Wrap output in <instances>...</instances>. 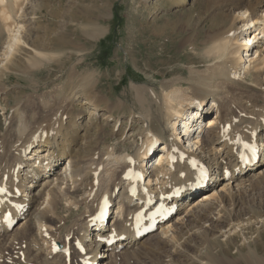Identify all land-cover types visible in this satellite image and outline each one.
<instances>
[{
    "label": "bare ground",
    "instance_id": "6f19581e",
    "mask_svg": "<svg viewBox=\"0 0 264 264\" xmlns=\"http://www.w3.org/2000/svg\"><path fill=\"white\" fill-rule=\"evenodd\" d=\"M189 1L158 0L166 2L169 7L159 4L154 14L159 16L172 8L187 5ZM151 3L152 0H144L147 8ZM29 4H32L31 0H0V39L6 40L0 45V97L14 89L6 87L5 78L9 73L14 72L18 78H25L47 64L58 67L64 53H83L86 50L76 42L64 39L57 29L46 27L41 38L36 33L37 29L28 28L36 22L34 18H29L25 10ZM98 13L97 20L102 19L103 12L100 10ZM182 16L185 20L180 19V23L185 27H179L188 32L192 30V37L181 40L182 45H194L200 41L204 59L195 63L194 67H188L187 77L179 75L162 83L160 91L149 84H132L134 110L131 109L128 115L124 113L122 118L129 117L126 122H129L130 128L138 126L139 131L135 135H128L127 132L120 140L123 144L132 141L130 150L127 147H110L106 139L110 122L115 119L117 127L123 124L121 116H115V112L123 109L127 99L124 98L125 102L117 99L120 103L114 107L105 100L107 109L103 108V98L97 99L94 95L100 82L97 73L79 70L86 62L83 55L69 66L66 84L56 96L58 109L55 110L57 103L52 105L44 99L39 102L40 111L33 110L23 101L15 102L10 107L7 105V127L0 135V186L6 191L0 193V205L8 206L13 211L18 224L12 231L3 230L0 233V264L10 259V255L14 258V264H20L22 261L19 263L15 256L22 252L20 250L24 245L29 250L37 248L32 259L43 255L45 264H49L48 259L50 264H68L64 256L52 253L53 243L68 247L71 242H79L85 254L75 249L74 255L77 256L76 262L81 260L82 264H108L105 259L113 260L121 254L131 257L139 252L137 247L143 241L148 243L155 238L160 239L159 242H170L175 247L179 237L176 225L181 224L185 217H192V221L200 224L212 219H224V223L225 220L226 224L229 223L228 228L221 229L225 238L241 235L243 246L250 243L245 231L248 233L256 224H263L264 215L253 207H248V210H237L235 207L247 186L254 181L245 178L249 172L254 174V178L264 176V0H197L196 5ZM205 19L209 21L203 27L195 25L191 28V22L200 24ZM83 22H80L78 31L84 34L85 40L88 38L86 41L96 42L107 31L99 21L98 24L97 21ZM25 28L28 30L23 33ZM77 39V42L81 40ZM56 48L60 49L61 54L53 53L52 50ZM199 63H203V68L197 67ZM247 76L252 78L251 85L243 83ZM251 91L259 95L252 97ZM207 100H210L211 106L218 105V110L207 115L210 117L204 121L208 130L201 138L190 134L189 148L182 151L187 158L178 160L172 167L167 164L157 171H144V164L141 166L140 162L144 161L146 155L148 159L146 151L150 148L152 133H157V138L163 137L167 142L175 141L180 120L186 125V134L192 132L189 127L191 119L195 117L191 115H195L201 106H207ZM196 101L200 103L195 105ZM77 102L82 105V112L73 115L70 107ZM86 111L90 115L89 121L84 124ZM102 111L107 116L106 124L97 122L98 128L91 126L97 119L95 116ZM155 122L160 126H156ZM87 127L95 130V138L88 146L83 140L84 134L88 133ZM238 139L244 142H254L256 139L255 143L261 145V159L256 165L250 166L249 161L243 159ZM157 153L156 159L159 160L171 154L170 149L165 150V145L154 156ZM133 163L137 164L133 166ZM129 168L146 177L149 196L167 195L174 188L185 189L181 198H173V203L180 206L177 216L163 225L159 235L157 230L141 240L136 237L132 216L141 206L138 198L134 201L128 196L123 174ZM203 169H207L213 177L205 187H200L199 172ZM39 187L43 188L42 193L35 192ZM202 192L205 194L197 199ZM103 198H107L105 203L110 202L112 207L108 227H100L101 230L106 227V231L99 232L93 225L92 217L102 205ZM72 207L84 208L83 214L80 212L83 221L73 222L62 238L61 232L68 219L59 210L63 208L69 214ZM123 210L124 214L119 213ZM54 226L56 229H53ZM111 229L122 241L112 247L101 245L99 238L108 236ZM214 239L218 241V237ZM89 241L90 244H87ZM120 245L123 249L117 252ZM210 247L202 249L203 255L204 252L205 255L212 254ZM261 254L256 249L250 250L245 264H264V251ZM25 259L23 264H34L31 258L26 256ZM196 260L205 264L201 259ZM213 260L210 261L218 264Z\"/></svg>",
    "mask_w": 264,
    "mask_h": 264
},
{
    "label": "rangeland",
    "instance_id": "374dc122",
    "mask_svg": "<svg viewBox=\"0 0 264 264\" xmlns=\"http://www.w3.org/2000/svg\"><path fill=\"white\" fill-rule=\"evenodd\" d=\"M196 2L197 0H190L187 5L180 8H172L156 16L154 14L156 6L161 4V6L168 8L169 6L166 5V2L163 3L158 2V0H152L150 8H147L144 4V0H31L32 4L27 5L25 10L29 13V18H34L36 22L30 25V27L27 26L28 28L37 29L36 33L41 38L45 34L44 29L46 27L57 29L59 31H57V33H61L64 39L71 40L74 43L76 42L77 45H81L80 48H85L86 50L83 53L72 52L71 54L66 52L67 54L64 53L61 57L62 63H59L60 65H58V67L54 64H47L42 67V69L40 68L35 71L32 75L25 76V78L24 76L18 78L14 72L9 73L5 78L8 84L6 87L9 86L8 88L11 89L13 87L14 89H12L13 91L11 90L12 92L8 95L0 97V135L1 133L4 134L3 132L6 131L8 107L14 105L15 102L23 101L33 110L40 111L39 107L41 106L39 102L44 99L52 105L57 103V108H55V110L58 109L59 102L56 96L59 93V89L66 84L67 72L70 69L69 66L73 61H76L78 57H82L83 55L86 62L80 66L81 68L79 70L82 72L97 73L100 82L99 89L94 95L97 99L103 98V108L107 109V105L104 102L105 100L107 104H111V107H114L116 103H120L117 99H122L124 102L127 99L123 109L115 112V116H121L123 124L117 127L115 125V119L113 122H110L107 127L108 132L106 139H108V145L110 147L117 149L120 147H127L126 149H129V144H131L132 141L123 144L120 140L121 136L127 132L128 135H135L137 134L135 132L139 131L138 126H134L132 129L130 128L128 125L129 122H126L129 117L126 116L125 119L122 118L124 113L128 115L131 109L134 110V108H132L133 102H135L131 91L132 84H149L148 86L154 87L158 89L157 91H160L159 87L162 83L169 82L179 75L180 77H187L190 66L193 65L194 67L195 63L202 62L204 59L203 56H201L203 55V45L200 41L189 46H183L181 43V40L184 38L187 39L189 36L192 37V30L190 29L188 32L186 29V31H184L181 27L183 26L184 28L185 26L182 22L180 23V19L185 20L182 15L187 14L189 9H192L196 5ZM99 8L101 12H103V18L97 20V17L100 15V13H98L100 12ZM83 21H95V23L97 21V24L98 21L101 22L100 26L107 29L105 35L96 42L86 41L88 38L85 40V37H83L84 34L78 31V26L80 22L84 23ZM208 21V19H205V21L203 20V23L201 22L200 24H196L195 21L194 23L191 22L190 25H192V29L195 25L196 27H203ZM180 25L181 27H179ZM28 28H25L23 33L27 31ZM77 38L81 40L77 42ZM4 41H6L5 38L0 39V45H3ZM192 49H194V51ZM52 51L53 53L61 54L59 48ZM49 65L50 68H48ZM202 65L203 63H199L197 67L200 66L203 68ZM251 79L252 78L249 76L243 83L245 85H251ZM250 95L254 97L259 94L251 91ZM108 98L109 100L107 101ZM207 101L209 105L211 102L210 100ZM70 108L72 113L74 112L73 115H78L82 112V105L78 102L75 105H71ZM88 112L83 118L85 120L84 124L89 121L90 112ZM104 113L105 112L102 111L99 116H95L97 119L94 120V125L91 126L98 128V125H96L97 122L102 125L106 124L107 116H105ZM209 117L210 116L207 118ZM155 124L158 127L160 126L158 122H155ZM125 125H128V127L125 128ZM113 126L114 128L116 126V128L114 129ZM140 126L141 125H139V127ZM113 129V136L115 138L111 135ZM86 130H88V133H85V131L83 132V134L85 133L83 140H85L84 143L88 146L95 138V130L90 127H87ZM96 137L98 138V135ZM253 175L254 174H250L249 172V175L245 177L247 179L251 178V180L254 181L251 185L247 186L246 192L244 191L242 197L240 198L239 196L240 199H238L240 202L238 203V208L235 207V209L248 210V207H253L260 212L259 214L264 215V176L254 178ZM41 191H43L42 187L35 190L36 193H42ZM204 192L198 194L197 199L206 193ZM64 205L65 203L63 206ZM75 208L76 207H72L71 213L69 214L65 213L63 208L59 210L61 215L64 218L67 216L68 219V223L66 222L64 226V232H61V237L66 233V229L71 227V224L77 221H79V223L83 221V218L81 219L80 216H82L84 208ZM185 213L186 211L182 213L183 217H185ZM70 217H72V219ZM174 222H176V218ZM195 222L196 221H192V217H185L181 224L176 225L179 237L176 243L177 246L175 247L170 242H159L160 239L158 238L159 240H157L155 238L148 243L143 241V243L137 247L139 252H136L131 257L121 254L114 257L113 260L105 259L104 261L108 264H200L199 260L196 259H201L205 264H213L210 260L214 259L213 261H217L218 264H245L250 250L256 249L260 254L264 251V223L256 224L257 226H254L252 230H248V233L245 231L250 243H247V246H243V237L241 235L229 238L223 236L221 229L229 227V223H227V225L226 220L225 223L224 219H212V221H203L201 224ZM54 228L56 229L55 226L53 229ZM159 232L160 230L157 231V235H159ZM207 235L212 239L209 237L207 238ZM215 237H218V241H215ZM71 241L72 240H70V242ZM207 242H209V244ZM73 243L71 242V245L68 244V246L71 247ZM87 244H90V241ZM208 246H211L210 253L212 254L205 255L204 252V256L203 250H206V247L209 248ZM212 247H214L213 250ZM22 248L20 250L22 252H20V254L18 253V256H15L17 257L15 259L19 260V263L21 262V258L26 261V256L32 259L37 250V248L29 250L26 245ZM25 248L28 251H26V253ZM91 249L92 248H90V250ZM11 254L13 253L11 252ZM22 255L23 257H21ZM10 257L12 262L6 259L4 264H14V258L12 259V255H10ZM44 259L43 255H39L37 258L34 257L32 259V263L45 264ZM36 260H38V262ZM48 260L50 264V259ZM34 261H36V263ZM23 263L21 262L20 264ZM53 264L55 263L53 262Z\"/></svg>",
    "mask_w": 264,
    "mask_h": 264
},
{
    "label": "snow or ice",
    "instance_id": "6c2138e0",
    "mask_svg": "<svg viewBox=\"0 0 264 264\" xmlns=\"http://www.w3.org/2000/svg\"><path fill=\"white\" fill-rule=\"evenodd\" d=\"M0 191H4V189H0Z\"/></svg>",
    "mask_w": 264,
    "mask_h": 264
}]
</instances>
